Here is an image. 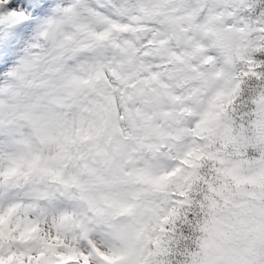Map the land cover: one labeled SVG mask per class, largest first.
<instances>
[{
  "label": "snow or ice",
  "instance_id": "1",
  "mask_svg": "<svg viewBox=\"0 0 264 264\" xmlns=\"http://www.w3.org/2000/svg\"><path fill=\"white\" fill-rule=\"evenodd\" d=\"M0 264H264V0H0Z\"/></svg>",
  "mask_w": 264,
  "mask_h": 264
}]
</instances>
